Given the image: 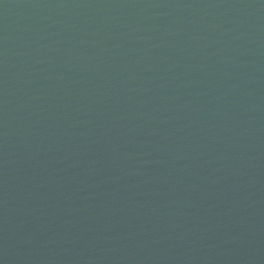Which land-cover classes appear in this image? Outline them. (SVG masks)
<instances>
[{"label":"water","instance_id":"1","mask_svg":"<svg viewBox=\"0 0 264 264\" xmlns=\"http://www.w3.org/2000/svg\"><path fill=\"white\" fill-rule=\"evenodd\" d=\"M0 264H264V0H0Z\"/></svg>","mask_w":264,"mask_h":264}]
</instances>
